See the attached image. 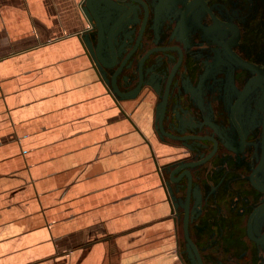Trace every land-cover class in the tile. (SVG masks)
Segmentation results:
<instances>
[{
    "label": "crops",
    "instance_id": "crops-1",
    "mask_svg": "<svg viewBox=\"0 0 264 264\" xmlns=\"http://www.w3.org/2000/svg\"><path fill=\"white\" fill-rule=\"evenodd\" d=\"M83 0H0V264H180L152 100L114 101ZM157 166V167H156Z\"/></svg>",
    "mask_w": 264,
    "mask_h": 264
},
{
    "label": "flooded vegetation",
    "instance_id": "flooded-vegetation-1",
    "mask_svg": "<svg viewBox=\"0 0 264 264\" xmlns=\"http://www.w3.org/2000/svg\"><path fill=\"white\" fill-rule=\"evenodd\" d=\"M140 1L149 13L141 8L128 30L136 50L124 90L151 78L156 90L143 84L134 98L154 110L166 101L168 120L153 134L175 153L162 175L171 189L184 184L179 263L264 264V0H168L158 18L161 0Z\"/></svg>",
    "mask_w": 264,
    "mask_h": 264
},
{
    "label": "water",
    "instance_id": "water-1",
    "mask_svg": "<svg viewBox=\"0 0 264 264\" xmlns=\"http://www.w3.org/2000/svg\"><path fill=\"white\" fill-rule=\"evenodd\" d=\"M123 0H83L81 4L82 13L87 20L88 28L85 29L78 37L81 40L83 49L89 57L93 68L95 69L97 76L101 83L105 86L107 91L111 94L114 101L133 99L135 94L141 88V85L152 87L156 90V85L153 84V80L149 78L147 81L140 79L139 83L134 89L129 91L124 90L129 84V72L133 70L132 55L133 50H128L131 43V35L128 32L130 27L135 26L138 23V14L143 9L145 13V19L149 13L148 9L142 5L140 0H130V3H122ZM168 0H161L157 9L153 8L155 16H159L162 5ZM184 16V15H183ZM145 19L143 21H145ZM95 33V44L90 39V32ZM138 46V42L136 47ZM151 54L147 53L144 57ZM122 59V60H121ZM144 60V59H143ZM139 61V68L141 70V63ZM139 73V72H138ZM166 101L163 102L153 112V123H157V127L163 132V121L168 120L165 118L164 109ZM173 119L177 121V113L173 111ZM154 128H156L154 126ZM170 128V127H169ZM176 129V128H175ZM173 161L157 167V174L160 180V185L165 193V197L169 206L170 215L173 224L175 223V212L178 210L176 201L181 200V194H184L183 186L181 184L176 189H171L168 179L162 175V168L165 165L172 164ZM184 167L192 168L193 164H186ZM187 177L189 178V174ZM190 182V181H189ZM190 184V183H189ZM188 184V188H189ZM187 188V194L185 195V203L192 200ZM179 208H182L180 206ZM183 233L186 245L188 248L195 249L192 241L189 238L187 231V223L184 221Z\"/></svg>",
    "mask_w": 264,
    "mask_h": 264
}]
</instances>
